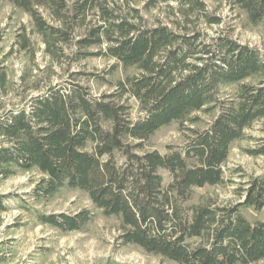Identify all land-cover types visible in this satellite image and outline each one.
Instances as JSON below:
<instances>
[{
    "label": "trees",
    "instance_id": "16d2710c",
    "mask_svg": "<svg viewBox=\"0 0 264 264\" xmlns=\"http://www.w3.org/2000/svg\"><path fill=\"white\" fill-rule=\"evenodd\" d=\"M9 1L31 18L20 49L34 57L32 36L38 35L50 62L36 66L47 76L32 75L38 91L14 104L6 102L11 82L0 62V182L36 170L41 177L31 195L38 201L64 187L81 189L103 214L118 219L119 243L180 264L263 260L264 220L251 222L241 207H264V175L245 181L236 203L195 190L226 182L232 144L264 119V46L236 38L205 0ZM218 2L245 26L264 31V0ZM155 9L159 14L152 15ZM99 54L115 60L111 73L122 72L111 91H95L90 81L104 77L82 70L52 81L53 61ZM29 76L22 74V82ZM172 121L187 130L184 145L166 154L147 148ZM259 140L251 155H264V137ZM162 169L170 172L167 184ZM6 198L0 193V212L7 210ZM36 216L63 231H82L95 212ZM6 256L0 249V264Z\"/></svg>",
    "mask_w": 264,
    "mask_h": 264
},
{
    "label": "rangeland",
    "instance_id": "374dc122",
    "mask_svg": "<svg viewBox=\"0 0 264 264\" xmlns=\"http://www.w3.org/2000/svg\"><path fill=\"white\" fill-rule=\"evenodd\" d=\"M138 1L144 4L146 0ZM205 1L212 10L222 13L226 26L233 29L236 38L252 45L264 46L262 27L245 26L242 18L218 0ZM151 13L155 15L159 14V11L155 9ZM31 27L28 14L15 8L9 0H0V62L4 61L3 64L7 66L11 82L7 104L19 103L24 95L38 91L32 82L35 77L32 75H48L46 71L39 70L44 69L50 58L44 54V44L38 35L32 36L35 45L34 57L20 49V33H25L26 29L29 31ZM216 28H208V31L213 33ZM88 50L98 51V48L91 47ZM67 51L70 52V48ZM114 62L113 58L104 54L89 55L80 61H74L71 56L62 57L60 62L53 61L50 77L52 81L59 82L74 70L97 73L96 75H102L104 78L98 82L90 81L93 89L97 92L111 91V83L122 75L120 70L110 72ZM69 63H72L71 69L67 68ZM37 65L39 69L36 68ZM24 73L31 75L27 80L30 81L28 84L21 80ZM130 102L133 114L138 116L137 102L134 98H131ZM199 115L204 121L209 119L208 115ZM185 131L178 121L165 124L148 139L147 148L157 149L162 154L174 148L179 149L186 141L188 132ZM262 137L264 119L246 129L244 139L232 144L230 156L224 165L226 182L222 185L196 188V195L212 196L225 204L238 202L237 189L250 177L264 175V155L254 156L248 152L261 142L259 139ZM162 174L164 184H167L171 179L170 172L162 169ZM40 177L41 174L36 170L20 171L0 182V193L7 195V210L0 212V249L7 255L6 262L2 264H180L162 255L148 252L139 245L119 243L118 219L103 214L81 189L64 187L51 200H35L31 193ZM84 208L93 210L95 218L82 231H63L41 223L36 216L37 211L76 213ZM241 211L251 222L264 220V207L256 209L254 206H242ZM252 264H264V259Z\"/></svg>",
    "mask_w": 264,
    "mask_h": 264
}]
</instances>
